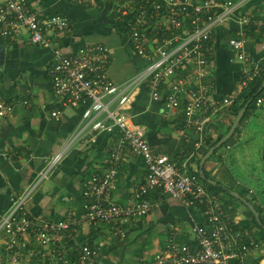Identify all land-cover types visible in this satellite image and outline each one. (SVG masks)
I'll use <instances>...</instances> for the list:
<instances>
[{"label":"crops","instance_id":"0c3cea01","mask_svg":"<svg viewBox=\"0 0 264 264\" xmlns=\"http://www.w3.org/2000/svg\"><path fill=\"white\" fill-rule=\"evenodd\" d=\"M231 1L241 4L229 20L214 28L207 42L205 56L209 64L204 79L199 82L195 76L188 75L192 66L177 70L159 86V98L151 96L149 79L143 80L133 89L132 100L123 111L131 123L144 128L155 154L167 155L181 171L201 176L208 182L215 181L209 187L200 178L212 199L221 204L224 222L244 230L239 244L255 241L248 252L241 253L238 264H264V234L254 223L256 216L231 193L239 192L255 206L260 218L264 216V119L258 117L264 94L260 96L262 102L258 103V98L256 107L248 111L251 101L234 133L205 161L201 173L202 157L220 135L229 131L238 114L232 113L234 103L264 73V0ZM27 2L34 12L67 17L69 25L64 32L47 34L51 44L66 54L77 55L80 48L90 43L110 47L103 73L117 83L130 81L150 63L148 57L137 52L126 16L118 11L123 0ZM244 16L251 21L241 24L239 20ZM189 28L186 19L181 29L170 30L169 35L183 34ZM233 37L244 38L245 60H240L232 48ZM152 46L149 41L148 52ZM53 63L50 50L30 42L26 32L19 38H4L0 34V101L12 104V111L0 120V222L13 206V199L31 186L34 187L26 208L32 216L49 222L80 220L74 238L62 236V241L47 246L35 241V232H24L22 239L28 248L16 264H52L43 252L47 247L54 249L59 242L65 243L66 255L73 260L78 257L77 243H88L99 252L96 264L151 262L171 238L194 245L193 227H210L205 207L187 204L161 187L145 194L152 204L146 215L118 222L85 221L83 190L94 174L109 168L117 170L112 198L125 206L138 200L136 193L145 180L148 166L118 128L95 132L96 140L90 139L89 128H83L86 104L64 103L54 92L49 75ZM255 71L253 79L245 84L248 73ZM180 81L184 88L176 93L178 106L169 109L167 103L174 93L173 84ZM190 89L202 90L206 99L192 118L185 113L189 99L186 90ZM226 98L233 100L227 106L223 104ZM55 110L60 111L59 119L51 115ZM203 116L210 119L203 132H199L193 120ZM80 130L78 139L73 141ZM58 153H62L61 160L44 176L48 162ZM222 185L231 191L228 193ZM260 225L264 228L263 222ZM6 241L7 236L0 232V264H12Z\"/></svg>","mask_w":264,"mask_h":264},{"label":"built area","instance_id":"2783aa9c","mask_svg":"<svg viewBox=\"0 0 264 264\" xmlns=\"http://www.w3.org/2000/svg\"><path fill=\"white\" fill-rule=\"evenodd\" d=\"M152 1L123 0L119 4L118 11L121 16H126V24L131 28L137 52L150 59L144 70L124 83H117L103 73L110 56V47L103 43H90L80 48L77 55L66 54L59 46L51 44L47 34L64 32L69 25L67 17L58 14L46 16L41 11L34 12L28 6L27 0H0V34L4 38H19L26 32L30 42L47 47L54 61L49 70L54 92L64 103L86 104L82 113V118L86 121L83 128H89L88 132L92 135L90 139L96 140L95 132L118 128L123 132L129 146L143 157L148 166L145 180L136 193L138 200L125 206L119 205L112 198V190L116 187L117 170L109 168L104 173L94 174L86 182L83 190L86 199L84 219L87 223L118 222L146 215L151 211L152 204L145 198V194L153 188L161 187L170 196L187 204L204 206L210 227L206 228L203 225L193 227L194 245L178 243L171 238L151 262L137 264H238L241 253L248 252L255 241L239 244L244 230L234 229L224 222L225 212L221 204L212 199L200 178L181 171L167 155L155 154L146 138L144 128L131 123L123 108L131 102L133 89L143 80L149 79L153 98H159V86L167 77L188 66L193 67L189 76H195L199 82L203 80L209 64L205 56L207 42L214 28L229 20L241 2ZM186 19L189 20L191 28L183 34L173 32L174 34L170 36V30L181 29ZM250 21V17L247 16L239 20L241 24ZM149 41L153 46L152 51L149 49L148 52ZM230 44L238 58L245 60L244 38L233 37ZM256 73L249 72L244 83L252 80ZM183 86L182 81L173 84L174 93L169 96L167 103L169 109L177 108L179 100L176 93L180 92ZM201 91L186 90L189 99L185 113L189 118H192L205 103L206 99ZM232 101V98H226L223 104L227 106ZM261 102L262 99L259 98L258 103ZM113 103L114 107L111 106ZM11 111V103L0 101V120ZM51 115L59 119L60 111L55 110ZM209 119L208 116L194 119L196 130L203 132ZM81 131L75 134L73 141L78 139ZM61 158L62 153H58L48 162L49 167L44 176ZM33 187L13 199V206L0 222V232L7 236L6 247L12 264H16L20 256L24 257V252L28 248V243L22 239L24 232L28 230L35 232V241L47 246L53 241H62V236L73 235L74 238L75 230L80 224L77 218L49 222L32 216L26 204ZM77 247L78 257L75 260L66 255L64 242H59L54 249L47 247L42 252L52 264H74L76 261L96 264L99 252L95 248L81 242L77 243Z\"/></svg>","mask_w":264,"mask_h":264},{"label":"trees","instance_id":"16d2710c","mask_svg":"<svg viewBox=\"0 0 264 264\" xmlns=\"http://www.w3.org/2000/svg\"><path fill=\"white\" fill-rule=\"evenodd\" d=\"M263 80H264V73L261 74L258 78L255 79V81L251 84L250 88L247 89L245 92L242 93V95L240 96L239 100L237 99L236 102L234 103L235 106H233V111L232 113H234V115H236L238 113V111L251 99L253 98V101L252 103L249 105L248 107V111L255 108L256 107V102H257V99L260 98L261 95L264 94V91H261L259 92V88L262 86V83H263ZM223 135H220L217 140H215L212 144L214 145ZM207 151V149L205 150V152ZM204 152V153H205ZM202 182L206 185H208L209 187H213V185L208 182L207 179H204L200 176ZM219 184V183H218ZM217 184V185H218ZM222 187L225 189V191H227L229 193L230 188L228 187H225L222 185ZM230 195V194H228ZM231 196V195H230ZM234 197V196H232ZM235 198V197H234ZM252 214V213H251ZM252 217L254 218V215L252 214ZM261 220L264 224V216L261 217ZM254 223L260 227L262 233L264 234V228L257 222L256 219H254Z\"/></svg>","mask_w":264,"mask_h":264},{"label":"water","instance_id":"95a60500","mask_svg":"<svg viewBox=\"0 0 264 264\" xmlns=\"http://www.w3.org/2000/svg\"><path fill=\"white\" fill-rule=\"evenodd\" d=\"M253 100V98H251L247 104L238 112L237 116L235 117L229 131L215 144L213 145L206 153L205 155L202 157L201 159V173L204 172L203 166L205 161L223 144L225 143L230 137L231 135L234 133V131L236 130L241 118L243 117L248 105L251 103V101ZM212 183H215L214 180H209ZM235 197H237L238 199H240L242 202H244L251 210L252 212L255 214L257 221L262 224L261 218H260V213L258 212V210L255 208V206L244 196H242L239 192L237 191H232L231 192Z\"/></svg>","mask_w":264,"mask_h":264},{"label":"rangeland","instance_id":"374dc122","mask_svg":"<svg viewBox=\"0 0 264 264\" xmlns=\"http://www.w3.org/2000/svg\"><path fill=\"white\" fill-rule=\"evenodd\" d=\"M258 117H260L261 120L264 119V104H263V107L258 109Z\"/></svg>","mask_w":264,"mask_h":264}]
</instances>
